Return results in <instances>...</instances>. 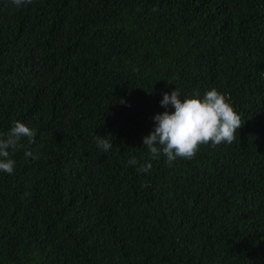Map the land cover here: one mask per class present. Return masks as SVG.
I'll use <instances>...</instances> for the list:
<instances>
[{
	"label": "trees",
	"instance_id": "16d2710c",
	"mask_svg": "<svg viewBox=\"0 0 264 264\" xmlns=\"http://www.w3.org/2000/svg\"><path fill=\"white\" fill-rule=\"evenodd\" d=\"M213 88L235 141L152 160L164 93ZM14 122L37 135L0 172V264H264V0H0Z\"/></svg>",
	"mask_w": 264,
	"mask_h": 264
},
{
	"label": "clouds",
	"instance_id": "9594fccd",
	"mask_svg": "<svg viewBox=\"0 0 264 264\" xmlns=\"http://www.w3.org/2000/svg\"><path fill=\"white\" fill-rule=\"evenodd\" d=\"M21 8L33 3V0H12ZM178 89L171 94L164 93L161 107L168 109L171 105L174 112L165 111L154 117L156 127L144 137V148L150 153L152 160L166 157L169 167L177 159H193L201 146L210 145L215 148L221 144H232L236 139L237 130L242 128L240 115L228 102V98L215 88L206 91L203 98L197 92L192 98L181 99ZM123 103V101H121ZM37 132L22 122H14L7 133H0V172L13 174L16 161L12 155L24 148L23 140L29 144L35 143ZM96 146L108 152L113 148V142L108 137L96 136ZM25 157L39 159L31 150L24 151ZM129 165L138 161L132 158ZM152 164H142L137 170L147 173Z\"/></svg>",
	"mask_w": 264,
	"mask_h": 264
}]
</instances>
